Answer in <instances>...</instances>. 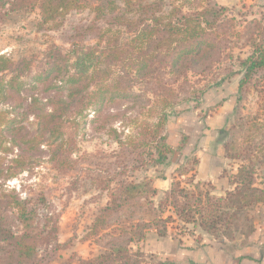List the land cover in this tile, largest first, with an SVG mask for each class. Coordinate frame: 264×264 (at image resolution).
<instances>
[{
  "label": "trees",
  "instance_id": "16d2710c",
  "mask_svg": "<svg viewBox=\"0 0 264 264\" xmlns=\"http://www.w3.org/2000/svg\"><path fill=\"white\" fill-rule=\"evenodd\" d=\"M84 7V0H0V22L38 8L41 26L58 27ZM228 11L213 0H98L93 19L74 28L69 49L50 47L37 69L33 59L0 54V264H46L61 248L58 215L36 190L41 182L10 184L46 162L63 171L82 162L84 178L109 193L90 228L108 239L86 264H142L141 242L168 232L169 205L183 224L219 237L244 208L264 203V129L256 118L240 124L246 137L231 151L241 163L225 196L174 180L156 202L153 180L132 178L168 160L166 123L189 100L190 73L207 76L232 57L225 50L237 32ZM263 22L264 12L246 21L252 51L227 71L241 74L240 91L264 81ZM89 132L105 133L118 149L79 155L77 137Z\"/></svg>",
  "mask_w": 264,
  "mask_h": 264
},
{
  "label": "rangeland",
  "instance_id": "374dc122",
  "mask_svg": "<svg viewBox=\"0 0 264 264\" xmlns=\"http://www.w3.org/2000/svg\"><path fill=\"white\" fill-rule=\"evenodd\" d=\"M97 1L84 0L85 7L71 12L58 27L41 26L38 8L12 12L0 22V54H6L14 60L24 57L33 59L37 69L50 47L57 46L64 51L69 49L74 28L76 25L88 24L93 19L90 6ZM219 4L229 8L227 15L237 32L229 43V48L225 50L232 57H222L221 62L215 65L214 72L207 76L190 73L188 83H184L189 100H184L170 111L166 123L167 143L176 149L175 153L169 154L166 163L149 164L136 171L132 178L147 177L154 180L162 176H175L174 180H180L185 187L193 188L194 184L201 182L203 189L210 191L212 195L225 196L226 191L231 188L230 178L241 163L232 158V151L235 149L233 143H241L246 137L240 124L256 118L264 129V81L258 83L254 80L248 90L240 91L241 74H227L231 68H240L237 64L238 57L245 58L252 51L247 43L246 21L261 18L264 0H233L230 4ZM95 41L93 39L92 43ZM83 131L84 128L81 133ZM77 141L80 151L78 154L83 156L96 152L109 154L118 149L117 143L105 133L89 132L88 135H79ZM85 167L81 162L78 166L63 171L52 168L46 162L35 169L34 173L25 172L10 181L12 187L18 188L20 185L41 182L36 190L45 192L51 210L58 215L57 239L61 248L46 264H86V261L102 251L101 246L108 239L105 236H93L90 228L95 216L108 203L109 193L100 192L84 178ZM170 186L168 185V190ZM162 192L154 198L156 202L163 197ZM247 211H250L252 220H247ZM166 217H171L167 224L168 233L172 236H176L174 233L179 234V225L188 227L190 232L194 227H199L200 233L209 235L198 225L183 224L170 205L163 211V218ZM253 223L254 232L250 228ZM263 227L264 203L253 204L244 208L241 216L233 220L229 228L219 231V237L210 236L218 242L241 248L254 242L256 233H262ZM111 231L108 230L110 233ZM137 248L134 245L133 249ZM141 251L142 264H179V259L164 260V256L156 253L152 243L141 242Z\"/></svg>",
  "mask_w": 264,
  "mask_h": 264
},
{
  "label": "crops",
  "instance_id": "0c3cea01",
  "mask_svg": "<svg viewBox=\"0 0 264 264\" xmlns=\"http://www.w3.org/2000/svg\"><path fill=\"white\" fill-rule=\"evenodd\" d=\"M217 1L222 4L233 2V0ZM175 151L176 149L173 148L172 154ZM203 172L202 178L204 177ZM174 178L175 176L157 177L153 181L156 188L164 192L168 190V185H171ZM179 227V234L174 233L176 236L167 232L165 236L156 235L149 238L147 242V244L152 243L156 253L164 256V260L179 259V264H264V227L262 233L261 229H258L260 232L256 233L254 242L241 248L218 242L213 237L200 233L199 227H194L191 232L188 227L182 225ZM178 243L179 248H177ZM160 264L166 263L161 262Z\"/></svg>",
  "mask_w": 264,
  "mask_h": 264
}]
</instances>
